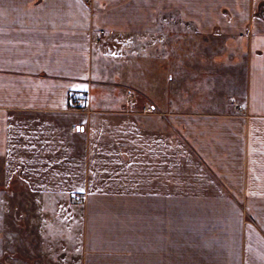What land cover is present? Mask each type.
Wrapping results in <instances>:
<instances>
[{
    "label": "crops",
    "instance_id": "obj_1",
    "mask_svg": "<svg viewBox=\"0 0 264 264\" xmlns=\"http://www.w3.org/2000/svg\"><path fill=\"white\" fill-rule=\"evenodd\" d=\"M262 8L264 0H0V244L13 233L14 264H264ZM169 16L222 53L190 61L170 101L148 86L170 76L148 75L149 96L135 103L128 48ZM219 64L239 72L210 73ZM235 75L241 93L214 101V82ZM146 103L153 112H142ZM27 198L35 228L25 239L7 211L14 203L26 216ZM60 225L76 226L61 239L69 249L38 247Z\"/></svg>",
    "mask_w": 264,
    "mask_h": 264
},
{
    "label": "rangeland",
    "instance_id": "obj_2",
    "mask_svg": "<svg viewBox=\"0 0 264 264\" xmlns=\"http://www.w3.org/2000/svg\"><path fill=\"white\" fill-rule=\"evenodd\" d=\"M260 12L264 13V8L260 9L259 13ZM259 16L261 15L259 14ZM164 18L166 20L160 22L159 26L156 27L154 30L150 31L148 34H144L142 36H135V38H133L134 46L128 48V50L132 54V59L134 60L132 65L126 69L130 73L133 72L132 74L134 75V79L132 81H127L128 86L130 88H133V91L131 90L128 93L131 92L134 98H136L134 99V101H136L135 103H137L138 101L139 104H141L146 99L145 96H149L147 94L148 92L144 90L145 88L143 87V85L148 84V82H155V80H149L148 75L156 74L158 77V74L160 73L159 78L162 80H166L167 77L170 76V79L172 81L169 85L162 83L148 84V86H150L152 92L155 95H157L159 98L161 97L162 99L168 98V101H170L172 98H175L176 92H179V85L182 84V82L184 81L185 83L188 81V71H190V66L192 64L190 61H199V59H207L212 57V55L214 54L221 55L222 53V49L220 48L216 50L215 47H207L205 37L201 35L197 36L194 32L190 31V29L185 26L183 21L179 20L180 17L169 16V18ZM164 18L162 17L161 20ZM178 41H182V46H177ZM190 41H194L197 46L195 48H191L190 46H188L190 45ZM147 45H149V48L146 47ZM191 51L194 55H196V58L189 60L191 59ZM147 54L149 55L147 56ZM192 65L193 67L195 66V64ZM123 66L122 68L125 69V67ZM215 66L217 70H214ZM215 66L210 68V73H216L217 75L221 74L225 76L226 73L229 74L230 72L229 76H232V73L238 74L239 72L237 68H228L222 66L221 64ZM156 75L154 77H156ZM178 77H183V79L177 80ZM236 77H238V75H235V77H231L227 83L226 81L223 83L214 82V85L212 87L213 90H216L214 91V101H219L223 95H226V93H241V81ZM105 81L112 82L111 80ZM207 85L209 86V84ZM183 92H188V88L183 87ZM209 92L210 91L208 90V93ZM83 96L84 95H82V97ZM185 96V99L189 98V94ZM8 195H10V197H13V191L9 190ZM32 203L31 200L28 198L22 201L23 206L21 208V212H23L22 214L25 213L27 217L23 215V217H21L17 213V210L14 208V206L16 207L14 203L10 205L7 211V217L11 221L12 226L17 228L21 227L23 229V232L25 231L23 234L25 239H28V233H31V230H34L35 228L31 223L27 222V218L29 217V215L34 212V207ZM16 219L20 220L16 222ZM3 227H5V225H3ZM69 230L70 228L68 226H61L60 228L58 227V229L54 232L55 234H52L56 237V239H52L50 242L47 240H39L38 247L47 249L51 246L52 249L55 248L54 250L57 253L66 251L67 249H69L70 243L67 240L61 239H64L65 237H67V239L70 238V233L74 234L76 226L75 228L72 227V230ZM6 231L8 232V230ZM12 234L13 233H9L8 239H6L5 243L3 242L0 244V264H14L15 262H17L16 260L18 259V257L16 251L14 250L16 246L14 244ZM23 244V248H30L32 246L31 244L33 243L30 241H25L24 243L23 241ZM3 251L6 252V254L1 256ZM3 259L6 260V262H4ZM54 259L56 263H60V260L58 259H61V256H56L54 257ZM22 260L23 263L26 262L24 261V259Z\"/></svg>",
    "mask_w": 264,
    "mask_h": 264
},
{
    "label": "built area",
    "instance_id": "obj_3",
    "mask_svg": "<svg viewBox=\"0 0 264 264\" xmlns=\"http://www.w3.org/2000/svg\"><path fill=\"white\" fill-rule=\"evenodd\" d=\"M88 1L89 0H84L85 3H88ZM100 33H103V31H100ZM70 98H71V102H73V105L74 106L81 105V102L80 101H77V100L73 99L72 96H70ZM142 112L143 113L153 112L152 105L151 104H148V103H146L145 105H143ZM72 198H73L74 201H80L83 197L81 195H78V194L73 193ZM18 220H20V219H16V222H18ZM4 254H6V252L3 251L2 254H1V256H3ZM3 261L6 262V260H4V259H3Z\"/></svg>",
    "mask_w": 264,
    "mask_h": 264
},
{
    "label": "water",
    "instance_id": "obj_4",
    "mask_svg": "<svg viewBox=\"0 0 264 264\" xmlns=\"http://www.w3.org/2000/svg\"><path fill=\"white\" fill-rule=\"evenodd\" d=\"M259 14L264 18V13H261V12H260Z\"/></svg>",
    "mask_w": 264,
    "mask_h": 264
}]
</instances>
